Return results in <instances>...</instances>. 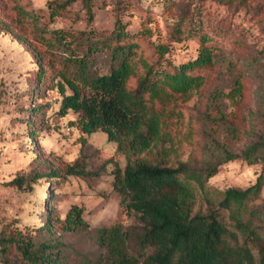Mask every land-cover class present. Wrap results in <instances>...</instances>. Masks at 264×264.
Here are the masks:
<instances>
[{
  "label": "rangeland",
  "instance_id": "374dc122",
  "mask_svg": "<svg viewBox=\"0 0 264 264\" xmlns=\"http://www.w3.org/2000/svg\"><path fill=\"white\" fill-rule=\"evenodd\" d=\"M116 27L120 39L113 36ZM128 43L131 89L146 73L145 62L158 78L203 47L210 51V62L187 68L195 79L186 90L159 84L156 96L145 94L146 116L157 119L158 136L131 157L185 162L201 171L202 183L189 180L192 211H216L236 235L229 242L246 244L258 261L264 241V0H0V232L50 242L47 251L61 250L54 264H80L105 258L98 228L120 224L132 230L136 252L143 223L112 184L127 152L106 131L84 130L78 112L59 110L74 87L87 92L75 59L107 72L116 61L113 47ZM76 161L86 173L66 172ZM210 166L216 170L208 175ZM17 176L24 177L22 185L11 181ZM250 185L258 186L242 203L222 204L227 188ZM75 206L82 222H69L67 229ZM238 221L254 232L241 230ZM9 256L21 259L14 247Z\"/></svg>",
  "mask_w": 264,
  "mask_h": 264
},
{
  "label": "trees",
  "instance_id": "16d2710c",
  "mask_svg": "<svg viewBox=\"0 0 264 264\" xmlns=\"http://www.w3.org/2000/svg\"><path fill=\"white\" fill-rule=\"evenodd\" d=\"M114 38L120 39L121 29L113 31ZM131 44H117L111 50L115 63L109 71L97 73L88 68L84 57L75 59L79 80L87 87L82 92L74 87L73 92L60 99V111L68 108L80 115L83 129L91 132L98 128L107 132L108 137L117 141L118 148L127 152L123 167L113 169V187L122 194L121 202L134 210L142 224V230L135 235L136 252L130 249L132 230L120 224L98 228V240L107 246L108 255L95 261L85 260L80 264H264V241L259 248L260 257L246 244L230 243L228 237H236L217 216L216 211L193 212L194 193L190 179L202 183V172L192 169L185 162L165 165L135 157L151 146L157 138L159 126L154 116H146V96L158 94L159 84L173 90H186L195 77L186 72L188 67L203 65L211 61L210 51L203 47L191 61L183 62L171 71L157 74L153 65L146 64V73L139 78L136 86H127V78L135 74L131 61ZM235 155H230L232 158ZM264 161V154L261 156ZM216 166L208 167V175ZM67 173H86L84 165L78 161L70 164ZM50 175H56L51 171ZM12 182L22 185L23 176L14 177ZM258 185L245 189L229 187L225 191L222 204L242 203ZM75 214L68 218L65 228L82 222L80 208L75 206ZM71 220V221H70ZM241 230L253 229L247 222L238 221ZM53 246L48 241L36 243L25 235L3 234L0 232V262L2 264H54L59 262V252L47 251ZM21 255V259L9 256L11 248Z\"/></svg>",
  "mask_w": 264,
  "mask_h": 264
}]
</instances>
